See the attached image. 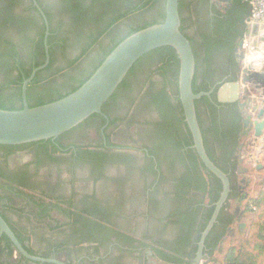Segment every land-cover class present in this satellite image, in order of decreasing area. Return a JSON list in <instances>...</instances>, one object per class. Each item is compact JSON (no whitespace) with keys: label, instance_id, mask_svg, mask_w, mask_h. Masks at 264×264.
Segmentation results:
<instances>
[{"label":"flooded vegetation","instance_id":"af4514ba","mask_svg":"<svg viewBox=\"0 0 264 264\" xmlns=\"http://www.w3.org/2000/svg\"><path fill=\"white\" fill-rule=\"evenodd\" d=\"M105 6L0 0V102L23 108L69 93L131 30L160 23L165 0H111L108 16ZM177 10L192 53L196 123L206 156L228 180L225 201L218 208L223 183L185 120L177 52L157 48L101 114L54 140L0 145V217L29 256L201 264L241 216L238 207L226 210L249 183L245 174L264 184V49L248 58L249 0H178ZM63 42L50 56L49 44ZM0 264L55 263L25 257L1 234Z\"/></svg>","mask_w":264,"mask_h":264},{"label":"water","instance_id":"95a60500","mask_svg":"<svg viewBox=\"0 0 264 264\" xmlns=\"http://www.w3.org/2000/svg\"><path fill=\"white\" fill-rule=\"evenodd\" d=\"M178 0H165L164 18L136 31L123 39L102 61L94 73L74 92L56 101L29 108L26 104L19 110L0 109V145L17 146L32 142L54 140L77 127L94 114H101L103 105L122 83L133 65L145 54L161 47L176 50L179 61V91L185 120L191 130L194 146L204 164L223 183L218 208L229 191L226 176L206 156L195 114L191 93L192 53L188 41L179 32ZM36 68L34 73L43 68ZM25 101V88L22 91ZM5 234L12 244L27 258L39 262L54 260L29 256L0 217V235ZM196 264V263H194Z\"/></svg>","mask_w":264,"mask_h":264},{"label":"rangeland","instance_id":"374dc122","mask_svg":"<svg viewBox=\"0 0 264 264\" xmlns=\"http://www.w3.org/2000/svg\"><path fill=\"white\" fill-rule=\"evenodd\" d=\"M245 176L249 183L226 210L231 215L238 207L241 216L231 218L223 243L201 264H264V184L258 185L260 175ZM243 195L246 198L240 201Z\"/></svg>","mask_w":264,"mask_h":264},{"label":"built area","instance_id":"2783aa9c","mask_svg":"<svg viewBox=\"0 0 264 264\" xmlns=\"http://www.w3.org/2000/svg\"><path fill=\"white\" fill-rule=\"evenodd\" d=\"M250 15L247 21L248 33L245 37L248 58L264 49V0H249ZM261 41V43H259Z\"/></svg>","mask_w":264,"mask_h":264},{"label":"trees","instance_id":"16d2710c","mask_svg":"<svg viewBox=\"0 0 264 264\" xmlns=\"http://www.w3.org/2000/svg\"><path fill=\"white\" fill-rule=\"evenodd\" d=\"M95 2V1H94ZM146 4H148V2L146 3ZM109 5H111V0H106V6H108L109 7ZM105 6V7H106ZM101 8H104L103 6H101ZM106 9H107V11H108V13H106L107 14V16H108V14L111 12V10L109 9V8H107L106 7ZM131 12V14H133L134 13V10H132V11H130ZM103 14H105V13H103ZM102 15V14H101ZM106 16V17H107ZM120 16H122V13H121V15ZM46 17H47V19L48 20H50V16H49V14H47L46 13ZM105 17V18H106ZM12 21H14V20H12ZM116 21H117V18H111V19H109V27L111 26V25H113L114 23H116ZM4 22H6V20L4 21ZM8 22V21H7ZM11 24H14V22H10ZM3 24L1 23L0 24V26H2ZM151 25H153V24H145L144 26H142V27H139V28H137V29H133V30H131L125 37H123L117 44H115L105 55H104V57L100 60V62L98 63V65L97 66H95V67H93V70L91 71V73L88 75V77H86L84 80H82L81 82H80V84L76 87V88H74L72 91H70L69 93H67V94H65V95H61V96H59L57 99H53V100H50L49 102H47V103H50V102H53V101H56V100H58V99H60V98H63L64 96H66V95H68V94H70V93H72V92H74L76 89H78L93 73H94V71L98 68V66L102 63V61L104 60V58L123 40V39H125L126 37H128L129 35H131L132 33H134V32H136V31H139V30H141V29H143V28H146V27H148V26H151ZM12 26V25H11ZM13 27V26H12ZM51 42V41H50ZM49 43V42H48ZM50 45V48H49V52H50V56H51V51L52 52H54V47L55 46H57L58 48H62V46H66V45H64V42L63 43H55V44H52V46H51V43L49 44ZM54 45V46H53ZM153 52V51H152ZM150 53V52H149ZM149 53H147V54H149ZM146 55V54H145ZM144 55V56H145ZM144 56H142L134 65H133V67L130 69V71L128 72V74L127 75H129V73L130 72H132V70H133V68L140 62V60L144 57ZM75 62V61H74ZM126 75V76H127ZM126 78H124V80H125ZM122 81V83L118 86V88L116 89V90H118L123 84H124V82L125 81ZM19 88H20V85L18 86ZM116 92V91H115ZM114 94L115 93H113V95L109 98V99H111V98H113V96H114ZM44 103H41V104H37V105H34V106H28L29 108H31V107H35V106H40V105H43ZM46 104V103H45ZM104 106V105H103ZM0 109H2V110H19V109H22V107H18V108H15V107H6V106H4V102L2 103V102H0ZM93 116H96L95 114L94 115H92L91 117H93ZM80 125V124H79ZM77 127H75V128H73L72 130H74V129H76ZM72 130H70V131H72ZM70 131H68V132H70ZM49 142V141H48Z\"/></svg>","mask_w":264,"mask_h":264},{"label":"crops","instance_id":"0c3cea01","mask_svg":"<svg viewBox=\"0 0 264 264\" xmlns=\"http://www.w3.org/2000/svg\"><path fill=\"white\" fill-rule=\"evenodd\" d=\"M264 39V38H263ZM259 43H261V41H259Z\"/></svg>","mask_w":264,"mask_h":264}]
</instances>
